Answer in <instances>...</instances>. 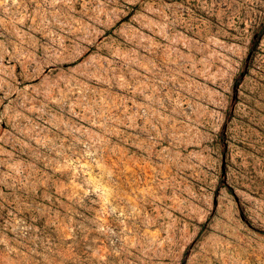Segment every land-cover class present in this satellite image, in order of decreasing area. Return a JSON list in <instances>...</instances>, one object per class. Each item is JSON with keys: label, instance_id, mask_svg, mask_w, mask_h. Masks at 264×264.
I'll return each instance as SVG.
<instances>
[{"label": "rangeland", "instance_id": "obj_1", "mask_svg": "<svg viewBox=\"0 0 264 264\" xmlns=\"http://www.w3.org/2000/svg\"><path fill=\"white\" fill-rule=\"evenodd\" d=\"M0 264H264V0H0Z\"/></svg>", "mask_w": 264, "mask_h": 264}]
</instances>
